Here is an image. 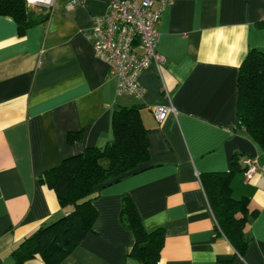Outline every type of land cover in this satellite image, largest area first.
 <instances>
[{"label": "crops", "instance_id": "obj_1", "mask_svg": "<svg viewBox=\"0 0 264 264\" xmlns=\"http://www.w3.org/2000/svg\"><path fill=\"white\" fill-rule=\"evenodd\" d=\"M70 1L54 0L48 17L23 33L0 15V264H16L13 251L71 209L41 181L44 173L103 147L113 137L114 110L132 105L147 128L149 159L99 190L90 230L59 264H138L129 256L133 232L121 220L124 194L147 230H164L157 264H264V175L245 180L242 163L256 156L264 164V147L236 126L240 65L250 50L264 49V0L162 7L153 0L161 8L157 50L165 62L160 72L153 63L140 72L139 97L117 93L87 36L110 0ZM169 102L176 112L158 122L152 107ZM235 153L231 195L246 203L243 252L218 231L200 179L228 170ZM24 264L45 261L35 254Z\"/></svg>", "mask_w": 264, "mask_h": 264}, {"label": "trees", "instance_id": "obj_2", "mask_svg": "<svg viewBox=\"0 0 264 264\" xmlns=\"http://www.w3.org/2000/svg\"><path fill=\"white\" fill-rule=\"evenodd\" d=\"M37 7L31 8L25 0H0V15L11 16L18 32L23 33L48 17L50 8ZM237 90L236 126L243 127L264 147V49L250 50L242 61ZM139 111L140 107L135 105L118 107L111 118L113 137L103 147H89L68 156L44 173L41 181L54 191L60 206L71 209L27 237L13 251L16 264H24V260L35 254L40 255L45 264L62 262L90 230L93 201L99 190L145 167L149 142ZM74 136L76 134L70 133L68 140ZM238 164L235 153L228 170L206 172L200 179L218 231L238 252H243L247 243L243 231L246 203L244 198L236 199L231 195V176ZM121 220L134 235L129 256L138 264H157L164 242L163 228L147 230L126 194L122 197Z\"/></svg>", "mask_w": 264, "mask_h": 264}, {"label": "built area", "instance_id": "obj_3", "mask_svg": "<svg viewBox=\"0 0 264 264\" xmlns=\"http://www.w3.org/2000/svg\"><path fill=\"white\" fill-rule=\"evenodd\" d=\"M30 6L50 8L54 0H25ZM81 0H71L75 4ZM160 6L174 0H159ZM153 0H110L108 10L93 17L87 34L96 58L105 62L116 79L118 94L139 97L145 88L139 83L138 75L150 63L157 70L165 62V57L157 50L161 8L152 6ZM165 96L168 95L165 93ZM152 113L161 122L169 113H175L174 106L160 104L152 107ZM245 180L255 173L264 175V164H259L256 156L242 159Z\"/></svg>", "mask_w": 264, "mask_h": 264}, {"label": "rangeland", "instance_id": "obj_4", "mask_svg": "<svg viewBox=\"0 0 264 264\" xmlns=\"http://www.w3.org/2000/svg\"><path fill=\"white\" fill-rule=\"evenodd\" d=\"M31 8L36 9V8H38V7H37V6H31Z\"/></svg>", "mask_w": 264, "mask_h": 264}]
</instances>
